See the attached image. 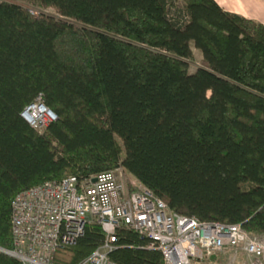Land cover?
Instances as JSON below:
<instances>
[{"label": "trees", "instance_id": "1", "mask_svg": "<svg viewBox=\"0 0 264 264\" xmlns=\"http://www.w3.org/2000/svg\"><path fill=\"white\" fill-rule=\"evenodd\" d=\"M39 96L43 131L22 117ZM120 166L174 212L264 235V24L215 0H0V248L20 192ZM103 238L89 224L55 264ZM118 238L116 264H165Z\"/></svg>", "mask_w": 264, "mask_h": 264}, {"label": "built area", "instance_id": "2", "mask_svg": "<svg viewBox=\"0 0 264 264\" xmlns=\"http://www.w3.org/2000/svg\"><path fill=\"white\" fill-rule=\"evenodd\" d=\"M22 117L39 131L57 120L42 96ZM11 222L14 247L6 251L21 264H55L56 253L76 245L91 223L101 226L104 238L78 264H116L111 254L119 247L121 228L138 233L145 248L162 253L165 264H203L211 254L229 249L243 250L248 264H264V235H254L242 224L174 212L122 166L87 180L70 176L20 192L12 202Z\"/></svg>", "mask_w": 264, "mask_h": 264}, {"label": "crops", "instance_id": "3", "mask_svg": "<svg viewBox=\"0 0 264 264\" xmlns=\"http://www.w3.org/2000/svg\"><path fill=\"white\" fill-rule=\"evenodd\" d=\"M223 9L264 24V0H215Z\"/></svg>", "mask_w": 264, "mask_h": 264}, {"label": "rangeland", "instance_id": "4", "mask_svg": "<svg viewBox=\"0 0 264 264\" xmlns=\"http://www.w3.org/2000/svg\"><path fill=\"white\" fill-rule=\"evenodd\" d=\"M48 14H54L53 11H47ZM195 61L190 63V71L194 72L201 66L202 54L194 48ZM203 264H248V258L241 249H229L222 254H211Z\"/></svg>", "mask_w": 264, "mask_h": 264}, {"label": "water", "instance_id": "5", "mask_svg": "<svg viewBox=\"0 0 264 264\" xmlns=\"http://www.w3.org/2000/svg\"><path fill=\"white\" fill-rule=\"evenodd\" d=\"M96 181H97V179L96 178H93V182H96ZM0 251L7 253V251L5 249H1L0 248Z\"/></svg>", "mask_w": 264, "mask_h": 264}]
</instances>
